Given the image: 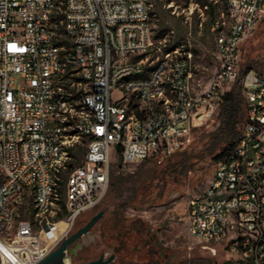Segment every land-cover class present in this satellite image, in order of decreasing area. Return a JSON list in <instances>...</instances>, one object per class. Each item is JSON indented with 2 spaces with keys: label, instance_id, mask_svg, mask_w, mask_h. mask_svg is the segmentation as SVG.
Instances as JSON below:
<instances>
[{
  "label": "built area",
  "instance_id": "1",
  "mask_svg": "<svg viewBox=\"0 0 264 264\" xmlns=\"http://www.w3.org/2000/svg\"><path fill=\"white\" fill-rule=\"evenodd\" d=\"M219 2L218 69L202 87L192 51L153 40L150 0H0V264L40 263L58 244H43L44 224L65 221L66 235L96 209L114 155L124 165L171 157L237 82L245 125L189 202V233L264 264V72L241 76L264 0L206 8Z\"/></svg>",
  "mask_w": 264,
  "mask_h": 264
},
{
  "label": "rangeland",
  "instance_id": "2",
  "mask_svg": "<svg viewBox=\"0 0 264 264\" xmlns=\"http://www.w3.org/2000/svg\"><path fill=\"white\" fill-rule=\"evenodd\" d=\"M152 38L156 45H178L192 51L194 82L205 87L218 69L212 22L226 6L219 2L206 8L209 0H150ZM176 48V47H175ZM244 68L255 63L264 72V19L242 45ZM16 86L21 87L16 77ZM220 124V109L204 126L194 128L181 150L169 158L153 157L124 165L114 155L108 193L96 209L80 216L68 234V226L44 224V245L70 237L102 208L106 218L93 228L91 241L71 246L64 264H88L114 255L111 264H244L227 241L202 242L189 233V202L210 185L217 166L211 133ZM79 158L83 151H79ZM190 169L184 173L183 167ZM119 176L124 181L119 183ZM122 202V215H112ZM125 219H129L128 225ZM65 222V221H63ZM4 227L0 226V232ZM41 229V228H40Z\"/></svg>",
  "mask_w": 264,
  "mask_h": 264
},
{
  "label": "trees",
  "instance_id": "3",
  "mask_svg": "<svg viewBox=\"0 0 264 264\" xmlns=\"http://www.w3.org/2000/svg\"><path fill=\"white\" fill-rule=\"evenodd\" d=\"M178 45H174L171 49H174ZM256 64L250 63L246 67L241 66V76H244L246 73L257 70ZM259 71V70H258ZM247 114V104L245 98L242 93V86L240 82L235 83L231 89L227 92L224 97L223 103L220 107V124L216 131L211 133L212 147L213 150H219V153L215 155V161L218 163L230 156L235 150L244 125ZM190 168L188 166H184V173L187 172ZM124 181L123 176H119V183ZM99 207V206H98ZM104 211V216L100 221L105 220L107 208H102ZM124 212V205L122 202L117 203L115 208L112 211V215L120 214L122 215ZM127 224H130L129 219H125Z\"/></svg>",
  "mask_w": 264,
  "mask_h": 264
},
{
  "label": "water",
  "instance_id": "4",
  "mask_svg": "<svg viewBox=\"0 0 264 264\" xmlns=\"http://www.w3.org/2000/svg\"><path fill=\"white\" fill-rule=\"evenodd\" d=\"M103 216H104V211H100L97 214H95L84 227L77 230L70 237L64 239L57 249L51 251L38 264H58V263L64 264L63 263L64 257L66 256L69 248L79 243L85 235L90 234L93 228L102 219ZM114 259H115L114 255L110 256L107 259L101 257L100 259L91 261L88 264H111L114 261Z\"/></svg>",
  "mask_w": 264,
  "mask_h": 264
},
{
  "label": "bare ground",
  "instance_id": "5",
  "mask_svg": "<svg viewBox=\"0 0 264 264\" xmlns=\"http://www.w3.org/2000/svg\"><path fill=\"white\" fill-rule=\"evenodd\" d=\"M66 223L65 222H59L57 225L59 226V225H65ZM91 234H87V235H85L83 238H82V244L83 243H88L89 241H91ZM80 241V242H81Z\"/></svg>",
  "mask_w": 264,
  "mask_h": 264
},
{
  "label": "flooded vegetation",
  "instance_id": "6",
  "mask_svg": "<svg viewBox=\"0 0 264 264\" xmlns=\"http://www.w3.org/2000/svg\"><path fill=\"white\" fill-rule=\"evenodd\" d=\"M58 264H62V263H58Z\"/></svg>",
  "mask_w": 264,
  "mask_h": 264
}]
</instances>
